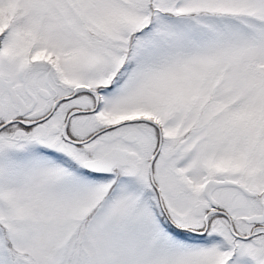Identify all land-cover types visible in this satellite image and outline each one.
Instances as JSON below:
<instances>
[{
  "label": "snow or ice",
  "instance_id": "snow-or-ice-1",
  "mask_svg": "<svg viewBox=\"0 0 264 264\" xmlns=\"http://www.w3.org/2000/svg\"><path fill=\"white\" fill-rule=\"evenodd\" d=\"M0 264H264V0H0Z\"/></svg>",
  "mask_w": 264,
  "mask_h": 264
}]
</instances>
